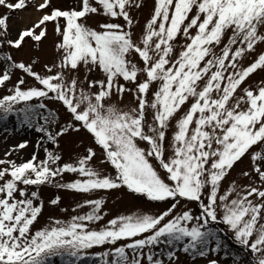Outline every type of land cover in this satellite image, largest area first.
Segmentation results:
<instances>
[{
  "label": "snow or ice",
  "instance_id": "snow-or-ice-1",
  "mask_svg": "<svg viewBox=\"0 0 264 264\" xmlns=\"http://www.w3.org/2000/svg\"><path fill=\"white\" fill-rule=\"evenodd\" d=\"M50 3L36 0L32 6L41 13L36 22L20 30L16 39L0 40V45L6 42L19 50L26 38L40 42L51 22L60 37L56 45L60 61L45 65L50 75L42 76L33 70L35 60L26 64L6 56L9 68L32 78L39 87H22L27 82L21 76L12 94L0 98V109L7 118L14 105L24 102L25 107L19 109L21 122L32 126L36 119L51 123L54 117L36 111L45 109V104L34 108L26 102L41 98L58 102L71 119L55 132L43 125L36 130L47 131L48 140L57 146L59 137L86 131L103 153L101 163H109L116 175H102L90 166L97 156L92 147L75 165H59L61 156L48 149L44 160L35 154L21 164L0 159V165H8L0 168V264H47L53 255H62L60 250L77 258L83 249L121 240H132L115 250L122 261L128 259L126 247L139 251L179 243L183 252L199 257L207 254V264H219L211 258L222 246L211 227L216 223L228 225L240 245L260 252L257 264H264V223H260L264 220V86L242 87L253 73L264 70V51L256 53L257 46L264 43V0H154L139 44L132 38L133 19L128 9L140 8L142 0H76L74 8L48 11ZM30 4L32 0H0V7L10 11ZM90 15L110 18V22L93 29L86 24ZM117 18L124 23L111 22ZM8 20L9 16H0V37L8 35ZM181 36L188 42L173 59L174 42ZM132 54L139 57L142 68L129 58ZM251 54L256 58L243 66L241 60ZM81 66L87 72L103 73V79L87 82L94 92L85 93L78 79H68ZM53 68L59 70L53 72ZM10 80L11 73L0 65V87ZM120 80L133 84L134 91ZM154 84L158 87L153 92ZM126 92L133 94L136 107L124 111L107 103L114 95L122 99ZM185 105L189 107L176 119L172 153L166 158V131ZM149 110L151 123L147 120ZM140 141L147 149L139 147ZM26 146L20 143L16 147ZM245 156L250 167L242 175L249 183L239 188L233 181L221 194L222 182ZM64 173H77L83 179L57 187L80 193L126 187L149 201L170 204L155 216H121L100 230H90L89 224L103 218V201L88 200V213L67 222L54 221L56 226L33 233L42 206L34 203L38 194L28 192V186L51 183ZM233 195L235 198H230ZM189 202L197 204L198 215L187 208ZM51 203L58 204L59 197ZM213 241L215 247L210 248ZM168 258L171 264L179 259L173 252ZM147 259L149 264H163L151 254ZM131 264H140V259L134 257Z\"/></svg>",
  "mask_w": 264,
  "mask_h": 264
},
{
  "label": "rangeland",
  "instance_id": "rangeland-1",
  "mask_svg": "<svg viewBox=\"0 0 264 264\" xmlns=\"http://www.w3.org/2000/svg\"><path fill=\"white\" fill-rule=\"evenodd\" d=\"M35 3L36 0H32V4L23 10L10 11L0 7V16H9L8 35L5 37H0V40L6 41L7 39H16L20 30L29 28L36 22V20L34 21L35 15H38L39 17L41 13L37 12L35 7L32 6ZM74 7H76V0H51L48 11L55 8L68 10ZM153 7L154 0H142V6L140 8L133 7L128 9L129 14L133 19V25L130 29L132 32V38L137 44H139L143 39L145 26L152 15ZM29 18V22L25 21V19L29 20ZM105 22H110V18L101 15H90L86 18L87 26L97 30L98 25ZM111 22H118L121 24L124 23L122 18H117L115 21ZM36 31L38 32L39 29H36ZM191 31L193 34L195 33V29H192ZM59 41L60 37L54 32L53 23L50 22L47 24V35L40 42L33 41L31 38H26L25 43L19 50L11 48L6 42L0 45V54L3 55V60L0 59V65H3V68L11 73V80L6 82V86L0 87V98L12 94L11 89L21 76H23L27 82L26 85L22 87H39V85L32 78L27 77L20 71L9 68L8 62L4 60L6 56L11 55L17 62H24L26 64H29L35 60L36 63L33 65V70L42 76L50 75V73H47L45 65L52 66L53 64L59 63L60 53L56 48V45L59 43ZM187 42V39L183 36L177 38V40L174 42L175 49L172 53L173 59L178 57L179 53L183 49V46ZM220 47H222V45ZM220 47L215 49L217 54L220 52ZM261 51H264V43L258 45L256 48V53ZM129 58L137 64L138 68L143 67V63L135 54L130 55ZM255 58V54L248 55L247 59L241 60V64L246 67L248 64L253 62ZM58 70L59 69L53 68V72ZM71 78L78 79L80 82L79 88L83 89L84 92L87 93L89 91H95V89H88L87 82L103 79L104 76L99 70L87 72L86 69L81 66L78 71L73 72L68 77L69 80ZM139 78L143 80V73L139 74ZM262 81H264V70H257L247 79L246 83L242 85V87L251 86L252 88H258L259 86H264V84L261 83ZM119 82L125 84V86L128 88H132L134 91L133 84L123 80H120ZM202 84L203 82H201V85ZM157 87L158 84H154L152 86V91H156ZM149 99H151V96H149ZM26 103L27 105H30L34 108L40 103L45 104V109L36 108V111L42 112L45 115L51 114V117H54V120L51 123H45V121L41 119H36L32 126L26 125L21 122L22 113L19 112V109L25 107V103L21 102L20 104L14 105L13 111L7 114L6 124L8 128L2 127V122L0 121V159L11 160L16 164H21L30 160L33 154H35L38 160H44L46 159L45 149H48L49 151L61 156V160L58 162L59 165H75L78 158L83 157L86 154V149L88 147H92L95 149L97 156L93 161L90 162V166L98 170L102 175L113 178L115 177V169L106 161L101 163V160L104 159L103 153L101 149L95 145L91 135L86 131L81 130L78 133L73 132L59 137L58 146L53 145L52 142L48 140L47 131L55 132L59 127L64 126L71 119L70 115L58 102L41 98L39 100L34 99ZM107 103L115 104L118 108L124 111L136 107V101L131 92H126L122 99H118L114 95ZM188 107L189 105H185L181 108V111L177 114V117L171 121V126L166 131V139L164 142L166 158L172 153L171 142L172 136L176 130V119L182 116L184 112L187 111ZM151 111L152 110H149L147 115V120L149 123L152 122ZM0 115L4 116L3 109H0ZM41 125L47 129L46 132H39L36 130V128ZM149 134L151 135V133ZM20 143H26L27 146L23 149L17 148L16 146ZM138 144L141 148L147 149L148 147V145L143 141L138 142ZM9 151H11V155L6 156L5 153ZM152 163L157 167V171L163 176L164 172L158 167L156 161L153 160ZM55 166L56 165H53V167ZM2 167H8V165H0V168ZM249 167L250 160L247 156L242 158L241 162H237L230 174L222 182L220 193L223 194L233 181L236 182V185L239 188L246 186L249 183V180L247 177L242 175V172L248 170ZM79 179L83 178L77 173H64L61 176H57L51 183L39 186H28V192L35 191L38 194L39 199L34 201V203L42 206V211L38 216L37 221L32 226L33 233L45 227L56 226L54 221L59 220L67 222L70 221L73 216L84 215L88 213L91 210L90 206L85 205V201L88 200L103 201L101 208V214L103 215V218L96 223L89 224L90 230H100L108 224V221L121 216L133 214H150L155 216L166 210L170 204V202L149 201L142 195L131 193L126 187L111 190H94L88 193H80L64 187L56 186L57 184L66 185ZM21 187H23V185H21ZM56 197H59V203L53 205L51 200L55 199ZM230 198H235V196L233 195ZM205 199H207V197H205ZM79 205L85 206L78 207ZM187 208L192 210L194 216L200 213V209L195 202H189L187 204ZM219 214L220 213L218 210V216ZM192 223L196 224V221L194 220ZM260 223H264V220L260 221ZM211 227L213 229H219L224 235L233 241L235 246H237L238 253L242 256V259L237 258L236 264H257V258L262 254L260 252L253 253L249 248L240 245L234 239V233L229 229L228 225L216 223L212 224ZM144 235L146 236L148 234ZM141 238L143 237H136L134 239ZM129 243H132V240H121L117 241L115 244H105L101 246H94L90 249H83L78 253L77 258H88L90 261H94L93 264H131L133 258L138 257L140 259V264H149L147 257L149 254H151L155 260H162L163 264H171L168 258V253L173 252L179 257L178 261H176V264H207V260L209 259L207 254L204 257H199L185 253L182 250V246L179 243H176L172 247L167 245H158L146 247L139 251L126 247L125 255L128 259L127 261H122L115 254V250ZM212 247H215V245H210V248ZM235 250L236 249H234V251ZM60 252L62 255H53L48 261L53 259L56 261L55 263H60V259L65 256L67 257V255L64 254L65 250H60ZM243 253L246 254V257H243ZM211 258L218 260L219 264H233L232 258L226 255L225 251L221 249L212 253ZM69 259L72 260L73 258L69 257Z\"/></svg>",
  "mask_w": 264,
  "mask_h": 264
},
{
  "label": "trees",
  "instance_id": "trees-1",
  "mask_svg": "<svg viewBox=\"0 0 264 264\" xmlns=\"http://www.w3.org/2000/svg\"><path fill=\"white\" fill-rule=\"evenodd\" d=\"M0 59L3 60V55L0 54ZM7 65V64H6ZM0 121L2 122V127L4 128H8L7 124H6V118H4V116L0 115ZM51 143V142H50ZM213 229V228H212ZM217 235L220 237L221 240V250L225 251V254L230 256L233 260V264H236V259H242V256L238 253V248L237 246L234 245L233 241L227 237L226 235H224L219 229H213ZM210 245H215V242H211ZM209 245V247H210ZM235 247V248H234ZM234 249H236L234 251ZM234 251V252H232ZM243 257H246V254L243 253ZM55 260H50L48 261V264H93L94 261H90V259L88 258H73L72 260L69 259V257L65 256L62 259L59 260L60 263H55ZM246 262V261H245Z\"/></svg>",
  "mask_w": 264,
  "mask_h": 264
},
{
  "label": "bare ground",
  "instance_id": "bare-ground-1",
  "mask_svg": "<svg viewBox=\"0 0 264 264\" xmlns=\"http://www.w3.org/2000/svg\"><path fill=\"white\" fill-rule=\"evenodd\" d=\"M37 18H38V15H35L34 21L37 20ZM25 21H28L29 22L30 21V18H29V20L28 19H25Z\"/></svg>",
  "mask_w": 264,
  "mask_h": 264
}]
</instances>
